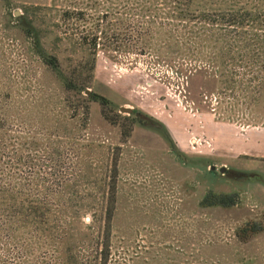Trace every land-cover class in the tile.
I'll return each mask as SVG.
<instances>
[{
  "label": "rangeland",
  "instance_id": "rangeland-1",
  "mask_svg": "<svg viewBox=\"0 0 264 264\" xmlns=\"http://www.w3.org/2000/svg\"><path fill=\"white\" fill-rule=\"evenodd\" d=\"M189 1L0 0V105L14 112L0 143V189L10 210L23 208L10 225L0 216V264H103L106 250L107 264H264V158L212 170V158L178 141L204 113L264 124V0H193L207 20L231 8L236 25L226 30L196 23V10L191 22L176 17ZM144 6L161 15L149 27L152 55L99 47L93 56L61 16L84 10L87 28L105 13L136 23L131 13ZM195 24L200 32H188ZM93 59L89 87H70L89 77ZM97 98L121 114L118 124ZM122 106L143 113L130 136ZM210 189L239 203L203 206ZM248 220L263 229L242 241L236 231Z\"/></svg>",
  "mask_w": 264,
  "mask_h": 264
},
{
  "label": "trees",
  "instance_id": "trees-1",
  "mask_svg": "<svg viewBox=\"0 0 264 264\" xmlns=\"http://www.w3.org/2000/svg\"><path fill=\"white\" fill-rule=\"evenodd\" d=\"M197 3L196 1L190 0L189 2H187V7H185V9H181L180 13H178V15L174 14L175 12H173L174 15H176V17L178 18H187L188 20L190 19V14L192 10H196L199 11L200 15L196 16L197 19H195L194 21L196 23H198L199 21L202 20V18L204 16H208L207 14H203L205 12H202L200 9L198 8H194L193 9V4ZM144 10H136V12L131 13L132 14V18L134 16H138L137 18H140V21L134 23V22H128V23H123L119 20V18L117 19V22L111 23L110 21H108V17H109V13H105L103 14V17H101L105 24L101 25L100 24V16L97 17H92V24L89 26V28H87L88 26H84V24H86L87 21H89V19L87 18V12H85L84 10H72V11H64L61 16L64 19L65 22L69 23L70 20H74V24H76L75 28H72V35H76L77 36V41L79 42L80 46L82 49H84V51H88L89 54L91 55H95L98 48L101 47L102 49H104L105 51H110V50H114L116 52H128L130 51V49H134L137 48L139 49V54L141 55H152L154 52H152L151 48H149L150 44L149 43V38L152 34V30L149 28L150 25H152L153 23H155L157 20V17H161V15L157 12L154 11H150L149 7H145L144 6ZM223 8H221L220 10H222ZM226 13L228 16V20H225V16L224 19H220V20H216V19H210L207 20L206 18L205 21H209L210 23H212L213 25L215 24H220L221 28L220 29H224L226 30L227 27L229 26H234L236 25V18L234 17L233 10H231V8L227 7L226 8ZM153 12V14H151ZM167 13V12H166ZM170 13V12H168ZM168 17V16H166ZM144 18H148L149 20H144ZM151 18L153 20H151ZM193 21V20H192ZM85 22V23H83ZM148 26H145L147 25ZM239 25H242V23H240ZM163 26V25H162ZM197 24L191 26L190 30H188V32H193L194 33H199L200 29L197 28V30H195ZM29 28L27 30H29L30 33H33V28H31L30 26H28ZM165 29V27H164ZM203 29V28H202ZM65 32H68L65 31ZM230 32H232V30H230ZM230 34V33H229ZM145 37H148L145 39ZM136 38V39H135ZM142 39V41H141ZM140 40V42H138ZM227 46H231V44H225V42H223V46L224 48H226ZM133 47V48H132ZM235 47V46H234ZM176 67V65H174ZM95 68V59L92 60V65L89 69V77L86 76V78H84V80H82L81 82L78 81H73L72 82V87L73 89H77L78 91H85V89L87 87H89L92 79H93V71ZM179 71H181L180 68H176ZM176 70V71H178ZM188 76V75H186ZM189 79V76L187 77ZM188 83V81H187ZM71 84V83H70ZM69 84V85H70ZM191 93V92H190ZM12 95H14L15 99H18L17 96H15V93H11ZM10 95V94H9ZM4 97H8V95L4 94ZM13 97V98H14ZM101 101L102 103V115L103 117L110 123L113 124H118L120 122L121 119V114L119 112H116L110 108H107V106H111L109 100L105 99V98H97ZM79 109H82V113L86 115V117L89 115V107L88 106H83L82 104L78 105ZM106 109H109V111H113V114H111V112L109 113ZM196 110L200 111L199 108H196ZM14 112H10L7 108H5L4 106L0 105V143H4L7 140V129H6V122L8 119V116ZM141 117H143V113L140 112L139 116H135L132 117L131 115H126L123 116L124 120H128L129 121V126L127 128V131L125 132L126 136H130V132L132 129V125L134 120H140ZM223 119H228V118H223ZM232 122V121H231ZM250 124V123H249ZM20 159V157L18 158V160ZM1 165V163H0ZM2 171V170H0ZM4 171L0 172V187L2 186L1 183L4 181L5 179V175H4ZM115 190L113 187L112 190V205L110 206V210H108V215L106 217V221L108 224V227H110L111 225V220L113 218V204L115 201ZM8 199H10V195L8 193H6L5 189H0V216L4 217L6 220V224L9 222L12 223L11 220H16L17 217L16 215H21V212L23 211V208L20 210H10V205L8 206V203H6L8 201ZM239 203V196L237 193H220V192H216L214 190H208L206 192V194L204 195L201 204L203 206L206 207H210V206H223V207H231L234 206L236 204ZM23 213V212H22ZM19 220L21 218H18ZM20 222V221H19ZM9 229V228H8ZM18 229H21V227H18ZM263 229V224L261 223H257L256 221H251L248 220L246 222H244L241 226L238 227L236 234L238 237L241 238L242 241H247L250 238H252V236H254L256 233L260 232ZM110 230V229H108ZM109 250H106L104 252V262L103 264H107V260L109 259Z\"/></svg>",
  "mask_w": 264,
  "mask_h": 264
},
{
  "label": "crops",
  "instance_id": "crops-1",
  "mask_svg": "<svg viewBox=\"0 0 264 264\" xmlns=\"http://www.w3.org/2000/svg\"><path fill=\"white\" fill-rule=\"evenodd\" d=\"M192 122L194 125L187 127L188 137L183 141L178 139L179 144L190 148L192 136L200 138L196 151L213 159L211 169L213 165L224 166L248 158H264L263 123L260 126L248 125L243 128L235 122L220 121L213 114L205 113L202 119Z\"/></svg>",
  "mask_w": 264,
  "mask_h": 264
},
{
  "label": "water",
  "instance_id": "water-1",
  "mask_svg": "<svg viewBox=\"0 0 264 264\" xmlns=\"http://www.w3.org/2000/svg\"><path fill=\"white\" fill-rule=\"evenodd\" d=\"M19 14H20L19 11H16V15H19ZM90 91H91V90H88V89H87V90H86L87 94L90 93ZM120 111H121V112H124V113H126V114H128V115H131V114L134 112V109L131 108V107L122 106V107L120 108ZM136 115L139 116V115H140V112H137ZM215 168H216V166L213 165V166H212V169H215ZM220 170L224 172V171L226 170V167L223 166Z\"/></svg>",
  "mask_w": 264,
  "mask_h": 264
},
{
  "label": "built area",
  "instance_id": "built-area-1",
  "mask_svg": "<svg viewBox=\"0 0 264 264\" xmlns=\"http://www.w3.org/2000/svg\"><path fill=\"white\" fill-rule=\"evenodd\" d=\"M191 108H190V110H192V111L195 110L196 111V109H194L193 107H191ZM191 145H192V148L197 149V147L200 145V138H198L196 136H192V138H191Z\"/></svg>",
  "mask_w": 264,
  "mask_h": 264
}]
</instances>
